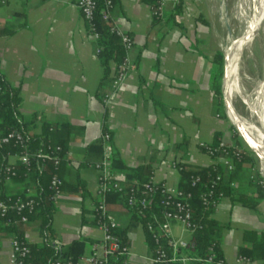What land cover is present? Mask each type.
<instances>
[{
	"label": "crops",
	"instance_id": "obj_1",
	"mask_svg": "<svg viewBox=\"0 0 264 264\" xmlns=\"http://www.w3.org/2000/svg\"><path fill=\"white\" fill-rule=\"evenodd\" d=\"M211 2L182 0L177 14L169 4L165 19L155 23L149 2L116 0L111 20L133 36L135 45L130 50L129 74L107 105L103 97L116 65L110 62L104 78L97 41L88 35L75 0H7L0 4V31L6 30L0 32V72L18 90L22 122L31 134H39L44 123L72 127L59 168L64 187L55 199L52 219L60 247L80 239L88 254L92 243L103 235L93 221L100 197L96 173L89 167L103 156L92 147L103 131L111 135V153L126 166L151 162L152 180L169 186H177L180 176L172 161L181 159L194 167L212 163L200 150V142H213L216 132L229 144L237 140L211 89L216 48ZM7 161L15 165L18 156L10 155ZM254 167L241 169L229 186L237 192L250 191L247 179ZM25 186L18 178L6 177L3 182V189L12 194ZM104 200L107 215L117 226H127L131 213L123 196L106 195ZM261 203L247 207L236 195L234 200L223 196L214 208L212 217L228 224L220 239V251L228 263L236 262L245 230L264 229ZM22 227L28 243H42L36 223ZM126 244L131 252L126 264H153L140 224L127 231ZM9 253L10 233H1L0 264H12Z\"/></svg>",
	"mask_w": 264,
	"mask_h": 264
},
{
	"label": "trees",
	"instance_id": "obj_2",
	"mask_svg": "<svg viewBox=\"0 0 264 264\" xmlns=\"http://www.w3.org/2000/svg\"><path fill=\"white\" fill-rule=\"evenodd\" d=\"M115 1L116 0H112L113 6ZM145 1L150 3L152 9L155 8V0ZM181 4L182 0H179V2L173 7V9H175V14L180 12ZM101 5L102 3L99 4V7ZM153 21L155 23L158 22L155 15H153ZM95 23L96 29L99 33V38L97 40L99 51L97 55L104 70V78H106L109 74L110 62H114L115 65L118 64L123 59L125 52L120 36L116 32L110 30L109 23L103 21L100 16L96 17ZM0 32L4 33L6 30H1ZM222 66L223 54L221 51L217 50L215 51L213 59L211 89L216 99V106L218 110L221 111V116L227 119V116L222 110ZM19 101L20 99L17 88L11 86L4 75L0 72V132L4 135L12 130L23 131L26 133L25 137L28 138L25 142V148L21 147L14 139H10L8 142L0 144V198L7 196L13 198L25 197L28 188L34 190L31 191L32 193L30 196L35 199L37 204L33 211L28 214V219L29 222L36 223L43 241L39 244L28 243L30 253L26 258L27 262H30L31 264H54L56 259L75 260L78 256L85 253L86 244L83 240H74L65 248L60 246L56 247L53 244V240L56 237L52 229V219L56 206L55 199L53 198L54 190L50 187V180L53 174H57L62 179L59 174V168L65 161V153L72 127L67 123H62L59 126L44 123L42 125V131L39 134H31L28 132L26 124L21 120L18 111ZM231 128L234 130L232 125ZM234 136L237 140L233 145H240L239 147L241 148L242 157L239 161L234 160L235 167L232 171L228 172L222 165H219L222 180L218 185V190L222 192V196H228L234 200V195H236V199L240 200L242 205L255 208L264 200V184L258 172L255 173L252 171L253 173L247 179V185L250 187V191L237 192L229 186V182L232 179H235L241 169L244 167L253 168L255 165L253 157L244 146L242 140H240L239 134L236 131ZM220 140V133L216 132L215 139L211 143L216 146ZM56 146L60 147V149H56ZM92 147L97 149L100 153V157L103 155V143L101 139L93 144ZM177 147H180V145H177ZM25 149L30 153L26 163L19 159V155H21ZM37 153H46L48 156L42 160L36 156ZM10 155L18 156V161L15 165L8 164L7 158ZM56 158L59 159L57 164L54 162ZM109 159L113 168L118 169L124 174L125 181L123 184L125 186V191L131 188L140 190L142 185L152 177L153 166L151 162L143 163L137 167H129L126 166L114 152L111 153ZM180 165V176L177 187L183 192L192 195V198L190 199L192 215L194 220H199L202 225L201 228L195 230L191 235L189 248L194 254L206 256L208 253V246H213L217 254L222 257L220 251L221 231L223 228L227 227L228 224L214 219L212 217L214 208L204 205L199 197L200 193L205 190L210 178V165L207 167H194L185 162ZM7 167L10 168L13 174L6 171ZM194 176H199L200 181L192 185V178ZM6 177L18 178L24 181L26 183L24 190L13 194L7 193L3 189V182ZM63 187L64 181L62 179V185L60 186L61 191ZM106 195L117 196L120 194L117 192H110L102 197L99 196L100 200L104 199ZM156 198L157 199L154 200L151 205V212L161 216L162 207L158 203L161 198L160 192L156 193ZM129 211L131 213L129 224L125 227L116 226L112 231L121 238L122 242L126 243L127 231L140 224L143 226L147 242L151 248L153 246V240L145 228V221L148 220V214L141 218L136 216L131 210ZM98 215V212L94 209L93 221L96 224ZM18 216L19 214L14 211H9L3 216L0 215V234L17 231L19 236L24 239L22 226L26 223H19L17 225L6 224L7 217L18 218ZM238 256H245L251 261H259L260 264H264V229L262 231L245 230L243 232V243L238 247ZM111 264L124 263H122V261H113Z\"/></svg>",
	"mask_w": 264,
	"mask_h": 264
},
{
	"label": "built area",
	"instance_id": "obj_3",
	"mask_svg": "<svg viewBox=\"0 0 264 264\" xmlns=\"http://www.w3.org/2000/svg\"><path fill=\"white\" fill-rule=\"evenodd\" d=\"M7 0H0V4L6 3ZM179 0H155L153 15L160 23L165 19L168 5L174 7ZM102 5L99 7V4ZM75 4L81 14L82 19L87 24L88 35L95 41L99 38L96 29L95 19L97 16L110 24V30L116 32L122 41L124 47V57L116 64L108 92L104 95V104H109L120 86L125 82L129 71L132 67L133 60L130 50L135 45L133 36L123 30L117 23L111 20L112 0H75ZM99 48H97V53ZM25 132L9 131L6 134L0 132V144L14 139L21 147L25 148V142L28 140ZM103 143V156L100 160L90 164L97 176L96 193L98 196H104L110 192H117L124 196L126 205L129 210L138 217H144L148 214V220L145 221V228L151 235L153 246L151 247L152 255L150 261L153 264H231L223 257L219 256L213 246H208L207 255L200 256L194 254L190 248V237L193 232L202 227L199 220H194L192 215L191 201L192 195L180 190L177 186H169L165 182H155L152 177L144 183L140 190L131 188L124 190L125 176L117 172L110 163L109 142L111 135L108 131L100 134ZM199 148L205 154L213 159L210 164V178L205 190L200 193V199L204 205L215 208L219 200L223 197L222 192L218 190V185L222 180V174L219 171V165H222L228 172L235 167L234 160L239 161L242 157L239 146L229 144L220 140L216 146L212 143L200 142ZM56 149L60 147L56 146ZM30 153L28 150L19 155L22 162H27ZM37 157L44 160L47 158L46 153H37ZM59 159H55L57 164ZM181 159L172 161L171 165L178 171L181 168ZM11 172L10 168H6ZM10 174H13L11 172ZM200 181L199 176L192 178V185ZM62 179L53 174L50 180V187L54 190L53 198L61 193L60 186ZM160 192L161 198L159 205L162 207L161 216L151 212V205L156 200V193ZM31 190H26L25 197L7 196L0 198V215H6L9 211L19 214L18 218L7 217L6 224L17 225L19 223H28V214H30L37 202L31 197ZM95 210L98 212L97 225L102 229L103 235L97 242L92 243L91 252L78 256L75 260L56 259L54 264H111L113 261H122L126 264L131 255L129 246L122 242L121 238L112 230L117 226L116 222L107 215V209L104 199H101ZM179 227V235L176 237L173 232V226ZM142 226V225H141ZM143 227V226H142ZM188 232L189 238H184L183 233ZM53 244L60 246V242L55 238ZM30 253L28 242L21 238L17 231L10 233V259L12 264H31L26 261ZM252 261L245 256H238L233 264H251Z\"/></svg>",
	"mask_w": 264,
	"mask_h": 264
},
{
	"label": "rangeland",
	"instance_id": "obj_4",
	"mask_svg": "<svg viewBox=\"0 0 264 264\" xmlns=\"http://www.w3.org/2000/svg\"><path fill=\"white\" fill-rule=\"evenodd\" d=\"M244 3L248 5L249 0H244ZM221 7H223L225 16L221 15L220 12ZM210 8H211L210 9L211 14L209 17L214 28L215 44H216L215 51L217 50L221 51L223 54V66H222V74H223L224 47L228 41L229 36L236 38L239 35L241 27L232 18V16L229 15V14H233L235 11V0H223V1L213 0V2H211L210 4ZM238 68H239V85H240L241 94L240 93L238 94V92L233 94L232 96L233 106L236 112L240 114L242 117L246 118L248 121L252 123H255L257 126L262 127V123L257 113L252 111L251 107L246 102H244V98L248 100V103L256 104L257 90L260 85V82L264 79V24L261 26L258 32L253 36L251 41L248 42L246 47L242 50L238 62ZM226 71H227V80L229 83V93H230V75L228 71L227 62H226ZM230 72H231V68H230ZM222 102H223V98H222ZM222 110L223 113L226 115L224 103ZM242 117H241V121L245 129V120ZM235 131L236 129L234 128L233 132L235 133ZM240 140H242L241 137ZM256 141L258 142V153L261 159L263 160V162H261V166H260L258 158H255V167L253 172L255 173L258 172L260 174L264 184V151L261 146L262 139L260 140L256 139ZM244 146L246 147L245 144ZM226 201L227 199L223 200V202ZM260 209L264 213V200L260 205ZM178 230L179 227L177 225H174L173 232L176 237L179 235ZM183 236L184 238H188L189 237L188 232H184Z\"/></svg>",
	"mask_w": 264,
	"mask_h": 264
},
{
	"label": "bare ground",
	"instance_id": "obj_5",
	"mask_svg": "<svg viewBox=\"0 0 264 264\" xmlns=\"http://www.w3.org/2000/svg\"><path fill=\"white\" fill-rule=\"evenodd\" d=\"M220 12L222 16H225L223 7L220 8ZM229 15L232 16V18L241 27L239 35L236 38L229 36L224 47V50H226L228 54L227 66L230 75L229 96L232 98L234 93L238 92V94H241L238 68L241 52L264 24V0H249L248 5L244 3V0H235V11L233 14ZM247 37H249V39L246 40ZM256 100V104H250L248 103V100L244 98V102H246L251 107L252 111L257 113L262 123V127L257 126L255 123H252L246 118L242 117L240 114L239 115L245 120V130L250 139L255 144L258 153V142L256 139H262L261 146L264 151V79L260 82L258 87Z\"/></svg>",
	"mask_w": 264,
	"mask_h": 264
},
{
	"label": "water",
	"instance_id": "obj_6",
	"mask_svg": "<svg viewBox=\"0 0 264 264\" xmlns=\"http://www.w3.org/2000/svg\"><path fill=\"white\" fill-rule=\"evenodd\" d=\"M247 39H249V37H247L246 40ZM227 61H228V54L226 50H224V71H223L222 79H221V94H222L223 103L225 106V112H226V115L230 123L234 126V128L240 135L243 143L246 145V148L250 152L254 161H255V158H258L259 165L261 166V162H263V160L257 153L255 144L253 143V141L250 139L247 132L245 131L243 123L240 119V115L236 112L233 106V103H232V98L229 96V83H228V80L226 79V62Z\"/></svg>",
	"mask_w": 264,
	"mask_h": 264
}]
</instances>
